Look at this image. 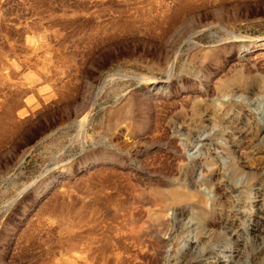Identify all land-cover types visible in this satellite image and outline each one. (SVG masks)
<instances>
[{
    "label": "rangeland",
    "instance_id": "obj_1",
    "mask_svg": "<svg viewBox=\"0 0 264 264\" xmlns=\"http://www.w3.org/2000/svg\"><path fill=\"white\" fill-rule=\"evenodd\" d=\"M0 264H264V0L1 9Z\"/></svg>",
    "mask_w": 264,
    "mask_h": 264
},
{
    "label": "crops",
    "instance_id": "obj_2",
    "mask_svg": "<svg viewBox=\"0 0 264 264\" xmlns=\"http://www.w3.org/2000/svg\"><path fill=\"white\" fill-rule=\"evenodd\" d=\"M17 0H0V10L6 8L9 5V2ZM14 6H18L17 4Z\"/></svg>",
    "mask_w": 264,
    "mask_h": 264
},
{
    "label": "bare ground",
    "instance_id": "obj_3",
    "mask_svg": "<svg viewBox=\"0 0 264 264\" xmlns=\"http://www.w3.org/2000/svg\"><path fill=\"white\" fill-rule=\"evenodd\" d=\"M133 24V21H128L127 23H126V27H128V26H131Z\"/></svg>",
    "mask_w": 264,
    "mask_h": 264
}]
</instances>
